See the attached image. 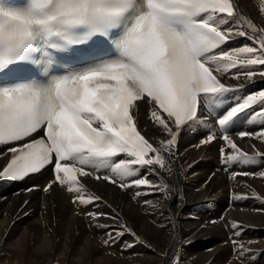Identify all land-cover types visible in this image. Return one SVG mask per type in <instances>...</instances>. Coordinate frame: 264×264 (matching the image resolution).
I'll return each instance as SVG.
<instances>
[{
	"label": "snow or ice",
	"instance_id": "snow-or-ice-1",
	"mask_svg": "<svg viewBox=\"0 0 264 264\" xmlns=\"http://www.w3.org/2000/svg\"><path fill=\"white\" fill-rule=\"evenodd\" d=\"M259 10L264 14V0H259ZM233 21L237 27H222ZM245 29L262 33L259 48L224 51L232 36L248 35ZM98 36L113 45L114 57L65 62L56 72L61 63L56 53L70 52V46ZM23 65L36 66L42 79H5ZM257 65L264 66V29L257 30L240 16L233 0H29L23 8L0 0V146H7L4 155L10 154L0 179L22 180L54 165V183L77 193L74 202L81 205L99 200L86 198L79 181L94 172L97 180L119 181L121 189L148 186L166 191V185H152L147 177L125 181L136 177L138 169H164L161 150L170 151L183 128L200 122V106H222L224 94L233 89L214 71L239 67L247 69L243 74L251 80ZM138 101L153 106V122L170 137L161 140L159 148L138 131L132 115ZM257 104L264 105V91L238 101L218 119L220 128ZM259 115L264 117V111ZM254 136L264 141V131ZM214 139L209 135L201 143ZM222 139L232 149L224 157L226 163L256 162L227 134ZM258 175L264 178V172ZM88 215L98 219L96 213Z\"/></svg>",
	"mask_w": 264,
	"mask_h": 264
},
{
	"label": "bare ground",
	"instance_id": "bare-ground-1",
	"mask_svg": "<svg viewBox=\"0 0 264 264\" xmlns=\"http://www.w3.org/2000/svg\"><path fill=\"white\" fill-rule=\"evenodd\" d=\"M233 3L240 16L257 30L264 29L259 0ZM237 26L233 21L222 27ZM245 30L247 36H232L223 50L259 48L262 33ZM246 70L214 71L234 90L226 98L227 108L264 91V76L259 75L264 66H253L256 75L251 80L243 74ZM137 105L133 112L138 127L159 148L160 141L170 137L147 115L149 104ZM261 111L264 105H254L223 130L211 120L183 128L171 150H161L164 169H138L136 177L125 181L147 177L152 185H166V191L148 186L121 189L119 181L95 180L94 172L81 177L80 184L86 198L99 200L81 205L74 202L77 193L51 181L55 176L47 168L19 183L0 180V264H264V178L258 175L264 172V141L254 136L264 131ZM241 131L253 135L233 137ZM229 132L242 152L256 157L255 163L225 162L232 149L219 135ZM209 135L215 137L211 143L196 147ZM222 148L224 155L219 156ZM4 153L0 148V168ZM35 185L37 189L26 190Z\"/></svg>",
	"mask_w": 264,
	"mask_h": 264
},
{
	"label": "rangeland",
	"instance_id": "rangeland-1",
	"mask_svg": "<svg viewBox=\"0 0 264 264\" xmlns=\"http://www.w3.org/2000/svg\"><path fill=\"white\" fill-rule=\"evenodd\" d=\"M221 156H223V155L221 154Z\"/></svg>",
	"mask_w": 264,
	"mask_h": 264
}]
</instances>
